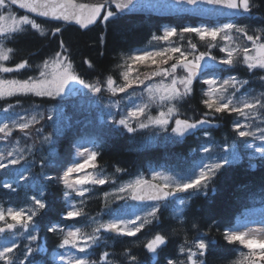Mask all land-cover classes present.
<instances>
[{"label":"trees","instance_id":"trees-1","mask_svg":"<svg viewBox=\"0 0 264 264\" xmlns=\"http://www.w3.org/2000/svg\"><path fill=\"white\" fill-rule=\"evenodd\" d=\"M253 3L256 6L251 16L239 17L236 21L239 25H247L248 33L255 34V30L250 28L253 26L259 27L258 29L264 28V0H253ZM109 8L114 11L111 6ZM12 10L20 14L19 11ZM36 20L41 24L44 35L29 27L26 32L4 41L5 46L12 48L13 52L10 53L9 61H0L5 66L14 68L17 63L27 60L29 66L17 72L0 74V78L23 80L36 76L38 65L51 58L55 52H64V49L59 47L60 41H63L67 49L65 54L71 60L74 71L86 82L102 83L111 76L116 83H121L124 82L121 73L126 65L125 56L133 49L151 43L155 34L162 35V26L171 25L179 31L185 27L184 23L192 27L198 21L197 18L186 16L156 17L116 13L106 22L101 19L94 26L80 30L72 25ZM57 26L61 27L62 31L53 35L52 29ZM189 41L197 45V52L208 51L209 43L216 44L217 46L211 49L214 56L220 44L219 39L215 42L207 39L200 41L194 34H184L183 37L177 35L170 41H164V44L179 45L182 50L189 51ZM172 62L163 67H169ZM133 67L136 76L143 79L156 68V65L146 61L143 64H133ZM213 70L219 76L224 75L220 70L223 73L234 72L238 80L248 81L240 92L247 91L251 96H259L264 92V81L260 79L264 76V70L249 71L247 66L239 61L226 68H220L219 64H216ZM177 75L182 76L185 73L181 70ZM203 86V81L199 79L193 81L192 95L178 103L180 119L195 121L204 118V113L209 111L201 103L205 98ZM141 87L142 85H133V93L138 94ZM232 91L234 90L229 89V93ZM109 97L113 95L107 90L94 93L84 88L63 98L35 97L29 94L0 99V122L11 125L12 116L21 122L19 117L27 119L37 114L40 121L33 125L27 134L14 129L12 136L7 140L0 139V152L7 153L15 146L24 150L27 160V164L21 161L20 165L0 169V207L27 208L30 205L29 197L37 194V187L33 185L32 178H36L39 185H44L47 207L34 218L36 225L33 234L37 233V242H43L44 248L49 251L54 246L51 243L56 237L55 232L49 231L52 224L61 225L69 222L64 218L67 209L64 198L66 189L57 177L62 175L64 162L72 158L74 144L77 141L89 138L92 140L94 150L99 153L94 171L108 178L104 185H89V193L94 194L84 207L85 216L72 219L73 222L87 226L91 230L96 226L92 222L94 219L103 220L104 215L108 214L114 205L119 206L121 200L112 191L123 180L138 173L147 176L151 168L163 169L181 178H187L191 176L195 163L204 155L211 157L225 155L229 146L234 144L241 154L238 161L223 164L207 189L181 193V197L188 200V203L179 219L171 215L173 202H167L158 213L159 219L146 225L136 236L127 237L115 232L102 231L101 240L92 249V257L97 261L107 252L111 264H133L131 256L137 258L135 264H168L169 259L177 262L184 260L186 257L179 252L180 247L186 240L191 243L199 234L206 241L212 242V247L206 254L207 264H231L237 258L235 246L238 243L228 244L223 238L224 229L232 223L241 209L250 205V201L264 197V157H248L241 149L242 137H239L231 127L234 113H209L207 117L211 121L209 124L199 126L182 137L172 133L171 127L165 131L158 126L137 128L135 132L129 133L122 126L113 123V120L121 118L119 110L122 105L118 98L115 97L120 104L114 110V115L110 118L106 115L112 109ZM145 97L148 100L146 95ZM133 102L134 98L127 96L123 101L124 110ZM50 110H54V113L58 114L57 117H52ZM159 110L161 109L157 104H151L148 112L155 116ZM163 110L166 111V108ZM40 115L44 118L40 119ZM49 116L51 119H48ZM257 116V120L264 121V114ZM132 125L136 127V121ZM170 125H174V120L170 121ZM44 136H49L51 142L44 143ZM29 147L32 149L31 152L28 151ZM204 147L209 149L208 153L202 150ZM28 166L29 180L27 182L19 180L17 172ZM117 168L122 171L117 172ZM48 177L52 179L49 180ZM13 179L16 180L15 192L2 187L4 180L11 182ZM106 192L109 193L107 198L104 196ZM193 223L197 228H192ZM157 232L166 234L168 241L156 254H152L143 245ZM19 238L21 239L17 248L24 242H29L25 236ZM100 264L103 262L100 261Z\"/></svg>","mask_w":264,"mask_h":264},{"label":"snow or ice","instance_id":"snow-or-ice-1","mask_svg":"<svg viewBox=\"0 0 264 264\" xmlns=\"http://www.w3.org/2000/svg\"><path fill=\"white\" fill-rule=\"evenodd\" d=\"M179 2V0H178ZM188 4H197L198 0H185ZM204 3L210 5L223 6L233 10L236 13L251 15L253 8L256 6L253 0H203ZM133 0H94L93 3H81L78 0H0V10L18 6L20 9L26 10L29 14H35L37 17L50 18L54 21L75 22L81 28H87L89 25L95 24L99 18L102 21H108L116 15V12L110 10L109 5L114 4L117 11L128 8L132 5ZM30 27L31 30L44 35L41 24L35 18L25 14L17 16L9 11L7 15L0 14V61H9L12 48H7L4 41L11 40L17 34L24 33ZM61 27L57 26L52 29V34L61 33ZM184 34H194L200 41L206 39L212 42L218 39L223 42L220 47V52L225 55L222 58H217L211 54V49L217 45L209 43L208 51L197 52V45L189 41V51L182 50L181 46H169L154 51H143L134 53L126 57V70L121 73L124 81L122 85H117L111 76L102 83H88L82 79L73 69V65L68 55L65 53L67 49L63 41H60L59 47L64 49V52L57 51L55 54L38 65V74L30 76L27 79H4L0 78V99L13 97L17 95H33L35 97L55 98L65 93L66 88L71 83L82 85L94 93H100L102 90H107L115 95L117 92L125 93L128 89H132L133 85H144V92L147 93L148 102L136 105L127 115H122L119 120H113V123L122 126L129 133L135 132L137 128L146 129L150 126H158L165 131L171 127V132L176 136H184L185 134L197 129L199 126L209 124L211 121L207 118L209 113H235L245 120L251 117L264 114V92L259 96H251L246 94L237 97V93L241 91L243 85L248 81H240L235 76H229L224 80H217L215 75L212 79L203 81L207 85V89L203 92L201 103L209 111L204 113V118L191 121L189 119H180V111L178 103L183 101L193 93V81L198 79L210 69H214L216 64L221 66H233L238 61L245 64L249 71L260 69L264 70V28L255 30V34H249L248 29L234 22L222 23L213 27H182L179 31L176 28H167L163 35H153V40L170 41L174 36L183 37ZM233 34H237L235 37ZM240 39L245 43H237ZM250 44V46H249ZM178 54V55H176ZM161 59L157 60L156 58ZM191 57V59H189ZM146 61H151V64L156 65V68L150 74L145 75L143 79L139 76H131L133 72V64H143ZM173 61L169 67H163ZM87 63V61H85ZM28 61L23 60L15 65V67H7L4 63H0V74L17 72L20 69L28 67ZM91 67V65H89ZM183 71L185 75H177L178 71ZM153 77H161L157 83H145L151 81ZM264 81V76L260 77ZM165 81H168L167 83ZM229 89L234 91L229 94ZM134 94V93H133ZM151 104H157L161 110L157 115L153 116L148 112ZM11 107V105H10ZM166 108V111L163 110ZM8 111V109H5ZM39 115V114H37ZM37 115H32L30 118L19 117L21 122L13 121L11 125L0 124V139L7 140L12 136L14 129H19L25 132L32 128L33 125L40 121ZM145 119L141 120L140 118ZM44 117L40 115V119ZM48 119H51L49 116ZM174 120V125H170V121ZM132 121H136V127H133ZM247 125H242L236 122L234 130L239 137H254L264 141V129H257L260 133L256 137V133L243 129ZM39 131V129L37 130ZM207 135V133H205ZM44 143H50L49 136L43 137ZM28 151L32 149L29 147ZM205 153L209 152L208 148H204ZM264 155V148L258 149ZM77 155L82 159L71 164L64 170L63 175L57 177L58 181L64 185L66 191L64 197L66 200L72 199V194L75 193L78 197H84L89 191L86 185H104L108 178L102 175H96L91 172L81 174L86 167L95 169L97 167L95 161L99 153L95 150L85 148L83 151H78ZM21 161L27 164L26 156L23 149H18L15 146L12 150L7 151V155L0 152V169H8L11 166L20 165ZM229 161L224 158L221 162L204 164L198 172H193L187 178L177 180L173 176L153 172V183L145 179L143 176H138L134 180L126 184H122L117 193H127L132 200L138 201H153L143 216L137 215L135 219H114L106 222L93 220L96 225L92 228L91 233H85L80 227H69L67 231L60 228L63 233L58 247L65 248L70 246L76 249L79 253H86V250L92 245L97 244L101 239V232H115L118 235L127 237L136 236L146 225H149L153 220L159 219L158 213L162 205L169 202V198L179 199V204H185L184 199L178 197L179 193H186L189 190L196 192L202 189H207L217 171L220 170L223 164ZM43 160L41 166L43 167ZM117 172L122 171L117 168ZM75 174V175H74ZM17 177L21 181H28L30 178V166L24 167L23 171L17 172ZM51 180V177H48ZM32 183L37 187V194L29 197L30 205L27 208L7 209L0 207V233H13V239L10 243H6L0 247V262L3 264H16V258L12 255L14 249L18 245L15 240L13 230L22 229L20 235H23L29 241L26 245L27 251L23 254L24 259L19 260V264H25L30 254L34 249L30 246L32 242L37 240V236L33 234L36 221L35 217L41 214V210H45L46 198L44 185H39L36 178H32ZM16 180L11 182L4 181L2 187L12 192L17 190ZM105 198L109 193H104ZM118 199H124L122 195L117 196ZM80 204L84 201L81 199ZM85 212L83 207H77L75 203H69L64 218L71 220L76 217H84ZM12 222L9 223L8 221ZM192 228H197L195 223ZM49 231L56 232L57 227L53 226ZM224 240L228 244L238 243L247 252L240 251L237 258L231 264H261L264 261V228H249L244 230L225 231ZM168 237L166 234L157 232L143 246L149 253L156 254L161 246L166 245ZM212 247L211 241H206L203 237L197 234V237L189 243L187 240L179 249V252L186 258L180 261L168 260V264H207L206 254ZM109 254L103 253L100 261L103 264H111L108 259ZM61 261H66L67 264H97L96 261H90L87 256L60 255ZM130 260L135 264L137 258L131 256ZM31 264V261H29Z\"/></svg>","mask_w":264,"mask_h":264},{"label":"rangeland","instance_id":"rangeland-1","mask_svg":"<svg viewBox=\"0 0 264 264\" xmlns=\"http://www.w3.org/2000/svg\"><path fill=\"white\" fill-rule=\"evenodd\" d=\"M9 13V10H2L0 12V14H3V15H7ZM14 13V12H12ZM17 18H19V16H22V15H18L16 13H14ZM227 22H234L232 19H229V18H226L225 20H221V21H215L214 23H203V22H198L196 23L193 27H213V26H217L219 24H222V23H227ZM241 26H244V27H247V25H241ZM185 27H188V25H185ZM167 28H170L169 26H166L164 28L161 29L162 31V35H163V32L165 29ZM259 27L257 26H253L252 28H250L251 30H257ZM250 35L252 33H249ZM234 37L237 35V34H233ZM220 41V40H219ZM236 41H242L240 39H237ZM223 46V45H222ZM160 49V47H158ZM147 50V48H137L135 50H133L130 54H128L127 56H125V59L124 61H126V57H128L129 55L131 54H134V53H139V52H143ZM225 54L223 53V56ZM222 56V57H223ZM221 57V58H222ZM124 69H122V72L126 70V66L123 67ZM213 74L212 72H205L203 75H200L199 78L200 79H212L213 78ZM215 78L217 79L216 75H215ZM168 81H166L167 83ZM117 85H121L119 83H116ZM80 86V88H82L83 86L82 85H79V84H76V83H71L69 85L68 88H66L65 90V93L62 94L61 96H66L68 95L71 90L73 88H75L76 86ZM207 85H205V90L207 89ZM111 93V92H110ZM112 94V93H111ZM247 93L246 92H243L241 94H238L237 97L239 96H243V95H246ZM113 95V94H112ZM127 93H122L120 96L117 95V93L113 96H115L116 98H118L119 101H121V108H120V112L122 113V115H127V112L130 111L133 107H135L136 105H140L142 103L145 102L144 99H142L140 97V94H137V95H134V103L131 104L130 106L127 107V110L125 111L124 108H123V101L124 99H126L127 97ZM132 96V95H131ZM115 97H111L110 98V102H111V105L114 106L115 103L117 102L116 99H114ZM11 121H13V119H11ZM14 121H16L17 123H19L17 121V119H14ZM236 122H239L241 123L242 125H247V127H245L243 130L244 131H253L256 133V137H258L260 135L259 131L257 130L259 128V124L255 122V120L252 119V117L248 120H245L244 118L238 116L237 114H235V119H234V122L232 123V126L234 128V125ZM133 123V121H132ZM2 124V123H1ZM75 148H76V152H75V155H74V158L73 160L71 161H67L65 162L64 164V170H66L67 167L71 166L72 163L76 162V161H79L81 160L82 158L80 156L77 155V152L78 151H83L85 148L89 149V141L88 140H82L80 141L78 144L76 143L75 144ZM243 146L246 147L248 149V151L251 152L252 155H262L260 151H258V149H261V148H264V142L259 140V139H256L254 137H247V139L245 140V142L243 143ZM234 145L231 144L230 147H229V150L227 151V154H225L223 157H212L210 159L208 158H205V159H202L200 161L197 162L196 164V167H195V172H198L200 167H202L204 164H211V163H214V162H221L222 159L224 158H227L226 155H228L229 157L227 158L228 161H235V160H238V154L237 152L233 149ZM86 169V168H85ZM83 170V172L81 174H87L89 171L88 170ZM64 172V171H63ZM153 172H161V173H164V174H167V175H170V173L168 171H160V170H151L150 173H149V177L152 178V173ZM75 175V174H74ZM138 176H143L142 174H138L137 176L135 177H131L129 178L128 180L122 182L118 187L117 189L122 185V184H126L128 182H130L131 180H134L136 177ZM171 176V175H170ZM144 177V176H143ZM174 177V176H173ZM145 178V177H144ZM175 179L179 180L178 178L174 177ZM146 179V178H145ZM115 192L117 193L116 189H115ZM75 194V193H74ZM119 194H122V193H119ZM78 197V196H77ZM68 201V204L69 203H75L74 199H73V196H72V199L71 200H67ZM179 203H177V207H179ZM149 206H146L145 208H141V209H138L132 205H129V215H126V214H120V215H115L113 216L110 220H114V219H125V220H128V219H135V217L137 215H140V216H143L144 215V212L148 209ZM248 215L244 216V217H241L239 218L237 221H236V224L235 226L232 228V229H229L228 231H231V230H244L246 231L247 229L249 228H264V213L262 212V208H258L257 210H253L250 214L247 213ZM109 220V221H110ZM71 227V226H69ZM68 227V228H69ZM68 228L66 229V231L68 230ZM13 239V235H11V238L10 240ZM6 240V237L3 238V241ZM60 255H74L76 256L75 254V249L71 248L70 246H66L65 248H61L60 251H57L55 253H53V256L58 260L60 259ZM62 264H67L66 261H62Z\"/></svg>","mask_w":264,"mask_h":264},{"label":"water","instance_id":"water-1","mask_svg":"<svg viewBox=\"0 0 264 264\" xmlns=\"http://www.w3.org/2000/svg\"><path fill=\"white\" fill-rule=\"evenodd\" d=\"M78 2L93 3L94 0H78ZM112 6L116 10L115 5L112 4ZM14 7H16L17 9L23 12H26V10L20 9L18 6H14ZM117 12L119 14H144V15H154V16H172V15L185 14V15L196 16L201 19H215L218 17H227V16H234L240 14L234 12L233 10L227 9L223 6L210 5L204 3L203 0H198V3L194 5L186 3L185 0H179V2L178 0H133L132 5H130L128 8ZM31 15L35 16V14H31ZM38 18L51 20L50 18H44V17H38ZM57 22L73 25L81 30H86L92 27L93 25H95L98 21L95 24L89 25L87 28H81L79 25L75 24V22H64V21H57ZM135 201L142 203V202H146L147 200L145 201L135 200Z\"/></svg>","mask_w":264,"mask_h":264},{"label":"bare ground","instance_id":"bare-ground-1","mask_svg":"<svg viewBox=\"0 0 264 264\" xmlns=\"http://www.w3.org/2000/svg\"><path fill=\"white\" fill-rule=\"evenodd\" d=\"M131 177H133V176H131ZM131 177H129V178H131Z\"/></svg>","mask_w":264,"mask_h":264}]
</instances>
